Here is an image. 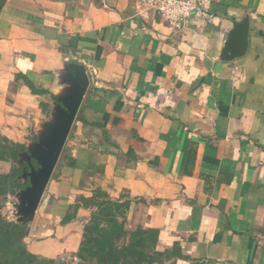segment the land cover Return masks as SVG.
Wrapping results in <instances>:
<instances>
[{"label": "crops", "instance_id": "0c3cea01", "mask_svg": "<svg viewBox=\"0 0 264 264\" xmlns=\"http://www.w3.org/2000/svg\"><path fill=\"white\" fill-rule=\"evenodd\" d=\"M205 2L211 19L176 27L145 0H7L1 134L37 140L69 58L90 78L78 112L86 122L75 120L42 220L27 227L26 238L38 235L31 251L76 252L93 209L60 219L100 188L131 197L129 228L157 230V249L181 242L175 264H264V0ZM246 17L247 52L223 59ZM17 73L48 91L33 93Z\"/></svg>", "mask_w": 264, "mask_h": 264}, {"label": "trees", "instance_id": "16d2710c", "mask_svg": "<svg viewBox=\"0 0 264 264\" xmlns=\"http://www.w3.org/2000/svg\"><path fill=\"white\" fill-rule=\"evenodd\" d=\"M7 0H0V14ZM22 79L33 93L42 94L47 89L37 88L33 80L25 73H17L16 80ZM44 111L48 104L41 102ZM76 120H86L79 113ZM25 143L16 142L0 133V164L9 163L10 167L0 170V264H55L56 259L31 251L25 241L27 225L9 220L2 213L8 195H15L26 188L30 182L24 179L25 170L30 163L22 153L27 151ZM65 158L62 153L56 167L61 166ZM72 159L70 165H74ZM34 167L38 162L31 159ZM55 171L53 176L55 175ZM132 199L123 195L113 199L96 188L90 197L81 195L74 204L67 207L60 219L62 224L73 221L81 207L93 209L84 224L82 240L75 256L77 264H175L176 259L185 257L181 242L175 241L164 250L156 248L159 240L157 230L146 231L139 227L129 228L128 212Z\"/></svg>", "mask_w": 264, "mask_h": 264}, {"label": "water", "instance_id": "95a60500", "mask_svg": "<svg viewBox=\"0 0 264 264\" xmlns=\"http://www.w3.org/2000/svg\"><path fill=\"white\" fill-rule=\"evenodd\" d=\"M249 31V17L236 23L221 57L229 60L243 56L249 47ZM61 80L66 87L58 95L51 118L42 124L39 132H34L37 140L22 153L30 163V170L23 174L30 184L17 193L20 200L17 221L26 225L36 215L90 83L86 67L76 58L66 61ZM32 158L37 160L38 167L33 166Z\"/></svg>", "mask_w": 264, "mask_h": 264}, {"label": "built area", "instance_id": "2783aa9c", "mask_svg": "<svg viewBox=\"0 0 264 264\" xmlns=\"http://www.w3.org/2000/svg\"><path fill=\"white\" fill-rule=\"evenodd\" d=\"M149 8L159 11L173 26L181 27L192 18L211 19L205 0H145Z\"/></svg>", "mask_w": 264, "mask_h": 264}, {"label": "rangeland", "instance_id": "374dc122", "mask_svg": "<svg viewBox=\"0 0 264 264\" xmlns=\"http://www.w3.org/2000/svg\"><path fill=\"white\" fill-rule=\"evenodd\" d=\"M65 151H66V149H65V145H64L62 153L64 154ZM62 153H61V155H62ZM9 166H10L9 163L6 165L0 164V170H2V171L6 170V169L8 170ZM46 197H47V189L45 190V193L43 195V198L41 200V203L38 207V210L36 212L34 219L27 223L28 228L31 225L33 226L34 224H39L40 220H42V213L44 212V209H45ZM19 204H20V200H19L18 194L8 195V197L5 201V204L2 208L3 215L6 218H8L9 220L17 221ZM34 232H36V231L34 230ZM36 233H38V232H36ZM33 236H28V238H26L27 237V234H26L25 239H26L27 245H29V243H31V240L37 238L38 235H33ZM51 257L56 259L55 264H77L79 262V259L75 256V252H73V251H66V252H62L60 254H54V255H51Z\"/></svg>", "mask_w": 264, "mask_h": 264}]
</instances>
